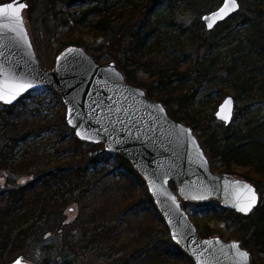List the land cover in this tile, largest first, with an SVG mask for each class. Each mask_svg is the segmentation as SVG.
I'll return each instance as SVG.
<instances>
[{"label": "trees", "instance_id": "obj_1", "mask_svg": "<svg viewBox=\"0 0 264 264\" xmlns=\"http://www.w3.org/2000/svg\"><path fill=\"white\" fill-rule=\"evenodd\" d=\"M33 1L27 0L28 20ZM162 1L126 0L130 7L125 14L116 12L117 20L107 15L106 0H43L42 12L52 14L51 19L60 28L57 37L66 46H84L81 38H73L74 32L96 15L89 22L88 32L107 37L112 59L126 82L142 87L149 98L167 108L171 118L192 128L214 171L241 176L255 186L259 202L251 214L239 215L213 205L209 210L216 220L232 223V237L250 252L253 264H264V122L253 126L247 123L237 131L224 125L219 134L211 129L213 118L202 120L195 104L196 93L191 92L193 86L210 81L217 68L225 72L224 80L235 82L245 93L264 82L257 65L264 66V0H248L231 18L195 37L197 53L186 66L179 62L169 66L164 56L145 57L146 41L155 27L156 7ZM60 4L63 10L53 9ZM75 5L86 7L78 14L68 13ZM36 39L40 41L39 36ZM182 78L190 85L183 84ZM28 95L15 104L0 105V177L4 183L0 190V263L7 264L10 260L4 261V257L13 251L23 257L32 243L47 255L40 264L66 258L73 261L85 251L94 252L102 259L101 264H193L171 241L145 182L130 162L122 155L108 153L101 143L76 139L64 114L55 120H40L35 110L19 108ZM173 98L176 105L171 104ZM52 129H56L59 140L51 151L36 148L20 160L14 159L20 143ZM67 133L70 140L64 143ZM111 185L121 193L109 204L107 197L102 198L109 193L104 188ZM74 208L76 213L67 214ZM134 213L142 214L133 224L135 235L120 242L121 220ZM212 232L206 227L199 233L209 237ZM55 237L59 238L57 243L41 245Z\"/></svg>", "mask_w": 264, "mask_h": 264}, {"label": "water", "instance_id": "obj_2", "mask_svg": "<svg viewBox=\"0 0 264 264\" xmlns=\"http://www.w3.org/2000/svg\"><path fill=\"white\" fill-rule=\"evenodd\" d=\"M9 2L17 4V0H7L0 6ZM22 2V25L6 22L0 26V84L8 81L30 87L14 99H0V104H15L22 95L43 87L54 90L64 106L65 123L76 139L87 144L101 143L108 153L122 155L130 162L145 182L171 241L193 264H253L250 252L239 240L202 237L183 202L215 201L224 209L247 216L259 202L255 186L241 177L214 171L192 128L171 118L164 105L149 98L142 87L127 83L118 64H102L84 46L73 44L57 55L52 69L44 67L26 26L27 0ZM224 4L222 0L216 9L200 17L208 32L241 7L235 0V8L209 27L206 18L219 12ZM226 100L231 103L222 113L221 105ZM234 107L233 98L225 96L214 118L229 126ZM252 195L255 202L250 210L241 211L242 205L251 202ZM241 252L247 253L246 261ZM18 261L33 264L21 255L8 264Z\"/></svg>", "mask_w": 264, "mask_h": 264}, {"label": "rangeland", "instance_id": "obj_3", "mask_svg": "<svg viewBox=\"0 0 264 264\" xmlns=\"http://www.w3.org/2000/svg\"><path fill=\"white\" fill-rule=\"evenodd\" d=\"M43 0H34L31 2L33 4V9L31 12V18L28 20V13L24 11L26 18V26H28L29 34L32 38L34 47L36 48L37 55L40 58L41 64L44 67L52 69L54 65L55 58L60 53L62 48H66V45H61V38L57 37L60 28H57L56 24L51 19L52 14L48 13L44 15L42 12ZM107 15L110 16V20H117L116 12L121 11L123 14L127 13L129 5H127L126 0H106ZM222 0H164L161 4L156 7V12L154 14L155 27L147 38V44L145 45V57L149 55H155L159 59L164 56L167 65L179 62L181 66H186L193 60L196 56L197 50L196 39L200 35H204L203 22L201 21V15L210 12L217 8ZM240 6L247 5L248 0H238ZM6 2V1H2ZM0 2V3H2ZM86 5H75L71 7L68 13H79L84 9ZM62 9V5L55 6V10ZM97 16L93 15L84 22L83 26L74 32L73 38H81L84 42L85 48H87L89 53L96 57L99 55V61L102 64L108 62H114L112 59V54L108 48L110 43L107 41V37L103 34L91 33L89 31V22H93ZM47 23V24H46ZM56 27V28H55ZM153 27V26H152ZM47 28L51 31L48 32ZM238 38H241L242 34H239ZM37 36H39L40 41L37 42ZM77 45V44H76ZM70 46V45H68ZM82 46V45H81ZM116 64V63H115ZM260 67L261 78L264 81V66L262 63H257ZM179 78V77H178ZM226 74L223 70L219 68L215 69V73L212 75L210 81H202L201 84L193 86L191 92L196 93L195 104L199 106V113L202 120H210L211 129H216L219 134L224 131V124L217 121L214 118V112L217 109L220 102L225 96H231L235 102L234 116L231 121L230 126H228L230 131H237L243 129L247 126L257 125L258 122H264V82H261L258 87L256 85L250 91L242 92L235 84V82H227L224 80ZM221 80H224L222 83ZM180 82V81H179ZM175 85L178 82H173ZM181 83V82H180ZM182 83L190 85V82L183 81ZM186 86V87H188ZM56 92L52 89H47L43 87L29 93V95L23 99V102L19 105V108L25 106V109L38 112V118L40 120H55L62 114H65V109L60 98L56 97ZM176 98H173L172 105H176ZM1 105V104H0ZM24 109V108H23ZM167 109V108H166ZM21 111V109H19ZM209 124V123H208ZM56 129H52V132H45L41 135L29 137L24 143H20L14 151V159L20 160L26 152H32L36 148L39 150L48 149L51 151L53 145L58 142V136H56ZM64 143L69 142L70 134L67 133L62 139ZM240 170V169H238ZM234 177H241L235 176ZM242 178V177H241ZM21 178L17 179L20 182ZM3 179L0 177V190L4 187ZM104 190L109 193L102 198V201L107 197V202L112 201L113 198H118L120 191L114 185L108 186ZM204 204H210L208 206ZM221 207L219 202L208 201L206 203H193L186 202L183 204V208L188 212L190 220L194 223L197 232L204 231L206 227L212 229L211 236L222 237L226 240L235 239L232 237V233L235 227L231 222L225 223L223 220H216L214 215L209 210L210 206ZM76 208L69 209L67 214L76 213ZM136 218H135V217ZM142 217V214L137 216L135 213L131 216L124 218L122 221L123 226L119 231L120 242H123L127 238H130L134 234V228L136 220ZM139 220V219H138ZM144 217V221H147ZM149 221V220H148ZM158 224L157 222L155 225ZM153 225V224H152ZM153 225V227H155ZM59 238H49L41 243L43 244H53L57 243ZM35 244L32 243L26 247L25 254L23 258L27 261H31L33 264H40L47 255L39 248H35ZM9 247L5 250L7 252ZM14 252V251H13ZM9 254L4 257L5 260H13L17 257L15 254ZM13 258V259H12ZM2 259L0 258V261ZM9 261V262H10ZM66 258L64 261H59L51 264H101L102 259L98 258L93 252H82L77 259ZM3 262V261H2ZM0 264H3V263ZM8 262V263H9ZM7 263V262H6ZM7 263V264H8ZM167 264V263H165Z\"/></svg>", "mask_w": 264, "mask_h": 264}, {"label": "snow or ice", "instance_id": "obj_4", "mask_svg": "<svg viewBox=\"0 0 264 264\" xmlns=\"http://www.w3.org/2000/svg\"><path fill=\"white\" fill-rule=\"evenodd\" d=\"M18 4V6H17ZM17 4H14L13 2H9L3 6H0V26H3L6 24V22H17L22 25V20L20 17V8H23V2L22 0H17ZM231 5V6H230ZM235 0H225L224 7H222L219 12L213 14L212 17L206 18L209 22V27L212 26L213 23H215L216 19L222 18V15H226L228 12L232 11L235 8ZM27 87H30V85H25L22 83H15V82H4L3 84H0V99H4L7 96H11V98H15V95L19 94V92L24 91ZM230 100H226L224 105H221V112H224V109L226 106H230ZM225 119L227 117H224ZM244 188L248 189L249 192L251 189L249 186L245 185ZM250 203L247 204V206H241L240 210L247 212L250 210L252 204L255 202V197L252 195L250 197ZM240 256L243 260L246 261L247 259V253H240ZM19 264V261L17 262Z\"/></svg>", "mask_w": 264, "mask_h": 264}]
</instances>
